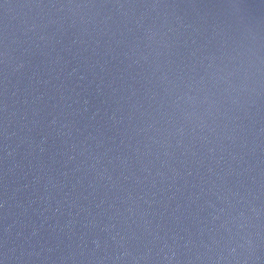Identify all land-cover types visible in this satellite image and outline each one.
<instances>
[{
	"label": "water",
	"instance_id": "1",
	"mask_svg": "<svg viewBox=\"0 0 264 264\" xmlns=\"http://www.w3.org/2000/svg\"><path fill=\"white\" fill-rule=\"evenodd\" d=\"M0 264H264V0H0Z\"/></svg>",
	"mask_w": 264,
	"mask_h": 264
}]
</instances>
